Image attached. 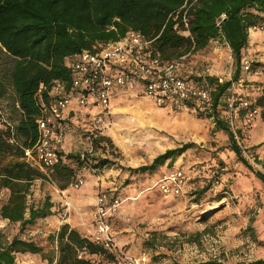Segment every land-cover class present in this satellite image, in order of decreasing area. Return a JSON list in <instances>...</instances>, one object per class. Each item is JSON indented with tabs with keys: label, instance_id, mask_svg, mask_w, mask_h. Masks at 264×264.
<instances>
[{
	"label": "rangeland",
	"instance_id": "obj_1",
	"mask_svg": "<svg viewBox=\"0 0 264 264\" xmlns=\"http://www.w3.org/2000/svg\"><path fill=\"white\" fill-rule=\"evenodd\" d=\"M180 56L179 70L188 77L215 75L226 80L233 77L236 68L234 53L222 40L212 39L206 47L186 50ZM243 57L261 72L243 69V79L234 80L227 94L258 101L264 91V30L249 31ZM11 60L0 46V72L9 67ZM0 101L8 107L13 120L19 118L20 111L14 106L16 93L10 84ZM259 107L243 154L254 168L264 171V138L251 144L264 133L260 123H255L263 118L264 106ZM90 108L91 105L81 106L69 114L66 153L91 151L90 133L101 129L113 139L114 147L92 153L115 162L97 171L68 160L75 177L66 187L49 176L33 181L29 203L37 205L49 195L54 201V213L39 217L23 230L20 222L0 216V231L6 237L18 235L43 247L37 253H18L16 264H55L57 242L51 241L50 235L63 223L90 235L100 191L107 192L109 199L113 195L119 198L117 210L109 217L117 242L131 253L146 252L151 264H202L210 258L248 264L264 259V182L254 168L238 158L230 147L228 134L217 128L213 116L195 108L177 109L169 102L160 104L131 90L116 93L113 115L107 119L106 128L96 126L95 110ZM244 114L237 121L239 126L243 125ZM220 116L227 114L221 110ZM186 141H194L195 145L170 164L166 161L153 172L129 169L149 163L167 148ZM177 166L184 167L190 177L187 190L178 195L164 194L159 178ZM78 177L83 183L76 187L72 182ZM7 195L4 189L0 206ZM51 257L53 263L49 262Z\"/></svg>",
	"mask_w": 264,
	"mask_h": 264
},
{
	"label": "trees",
	"instance_id": "obj_2",
	"mask_svg": "<svg viewBox=\"0 0 264 264\" xmlns=\"http://www.w3.org/2000/svg\"><path fill=\"white\" fill-rule=\"evenodd\" d=\"M191 1L0 0V46L12 58L9 67L0 72V98L7 93L10 84L20 104V108L14 105L20 111L16 126L19 143L9 141L11 131L8 127H0V187L8 192L0 206L2 218L20 222L23 230L39 217L53 214L54 201L49 195L37 205L29 203L28 196L37 178L49 176L58 181L61 187H66L75 177V169L68 160L97 171L115 162L110 157L92 153L99 148L107 151L114 147L110 136L96 131L91 134V151H60L59 161L49 172L27 162L23 158L24 148L21 145L32 146L37 139L36 119L40 112L36 93L40 83L50 84L55 78L68 81L70 70L65 57L69 53L92 47L98 41L118 39L129 28L153 37L164 58L180 56L189 49L199 50L218 37L229 44L236 59L233 77L222 80L215 75H208L213 87V109L200 112L215 118L217 128L228 134L230 147L238 158L248 167L254 168L235 140L223 99L228 95L234 80L242 75L243 49L249 41V27L264 20V0H195L190 4ZM185 11L188 15L187 27L183 20ZM222 13H226V17L218 25L217 20ZM195 77L190 78H201ZM257 100V105L264 106V91ZM221 110L227 116L221 117ZM246 110L245 107L241 108V117ZM194 145V141H186L169 147L157 154L151 162L129 169L133 172H153L166 161L170 164ZM253 170L264 182V171L256 168ZM114 198L118 197H110ZM50 239L57 242L58 256L55 264H108L106 260L112 257L103 246L94 243L88 235L82 234L68 222L52 233ZM81 247L89 248L99 257L96 261L79 257L77 251ZM42 248L34 240L18 235L9 238L0 231V264H16L18 252L37 253ZM49 262L53 263L54 258L51 257ZM202 264L231 263L210 258ZM248 264H264V259L259 258Z\"/></svg>",
	"mask_w": 264,
	"mask_h": 264
},
{
	"label": "built area",
	"instance_id": "obj_3",
	"mask_svg": "<svg viewBox=\"0 0 264 264\" xmlns=\"http://www.w3.org/2000/svg\"><path fill=\"white\" fill-rule=\"evenodd\" d=\"M225 17L226 13H222L217 24ZM183 20L187 27L186 11ZM253 29L264 30V20L249 27V31ZM185 32L189 33L188 30ZM215 40L222 39L218 37ZM181 58L162 57L154 38L133 28H129L118 39L98 41L92 47L69 53L65 62L70 70V79L66 81L55 78L50 84L40 83L36 93L40 112L36 119L38 135L32 146L21 145L24 148L23 158L46 172L52 171L64 147L68 133L67 118L71 111L81 106L95 105L97 108L93 118L96 126L106 128L109 124L107 119L113 115L115 92L119 89L133 91L141 87L143 94L160 104L169 102L177 109L212 111L211 83L205 76L194 80L180 72ZM242 67L247 72H261L258 68H252V61L247 57L243 58ZM223 102L227 105L228 120L235 140L245 150L249 131L254 118L260 113V107L256 99L248 100L242 95H226ZM15 106L20 108L17 100ZM242 107L247 110L243 125L239 126L237 121L241 118ZM17 123L10 117L8 107L0 101V127L10 129L9 141L12 143H19L16 136ZM96 130L102 133L101 129ZM94 132L90 133V140ZM189 178L184 167L177 166L165 171L158 185L164 194L178 195L187 190ZM81 183L83 180L78 177L72 185L79 187ZM3 194L4 189L0 188V198ZM119 204V198L109 199L105 191L97 194L93 210L94 230L88 237L112 254L106 260L108 264H151L146 252L131 253L117 242L109 217ZM77 255L92 261L99 257L87 247L79 248Z\"/></svg>",
	"mask_w": 264,
	"mask_h": 264
},
{
	"label": "crops",
	"instance_id": "obj_4",
	"mask_svg": "<svg viewBox=\"0 0 264 264\" xmlns=\"http://www.w3.org/2000/svg\"><path fill=\"white\" fill-rule=\"evenodd\" d=\"M187 77L189 76L188 74L186 75ZM204 76V75H203ZM202 77V76H201ZM192 79H194V78H192ZM120 90H122V89H119V90H117L116 92H115V95H116V93L118 92V91H120ZM133 91H135V93H142L143 94V91H142V88L141 87H139L138 89H136V90H133ZM114 100V99H113ZM91 105V104H90ZM91 107L92 108H90V110H95L96 108H97V106H95V105H91ZM79 108V107H78ZM69 116V115H68ZM69 118V117H68ZM14 121H18V119H15ZM256 124L257 123H260V125L263 127V129H264V117L263 118H261V120H257V122H255ZM255 124V125H256ZM251 130H253V129H251ZM68 138H69V140H70V137H69V135H68V133H67V136H66V139H65V144H64V147H63V150L62 151H64V152H66V143H67V141H68ZM262 139V138H264V133L260 136V137H258V138H256L251 144H255V143H257V142H259L258 140L259 139ZM18 253H22V252H18ZM17 253V254H18ZM23 254V253H22ZM17 258V257H16Z\"/></svg>",
	"mask_w": 264,
	"mask_h": 264
}]
</instances>
